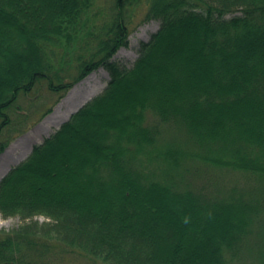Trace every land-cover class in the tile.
<instances>
[{
  "label": "trees",
  "instance_id": "trees-1",
  "mask_svg": "<svg viewBox=\"0 0 264 264\" xmlns=\"http://www.w3.org/2000/svg\"><path fill=\"white\" fill-rule=\"evenodd\" d=\"M0 0V153L109 79L0 180V264H264V0ZM159 27L129 68L134 14ZM19 162V163H21ZM36 216L48 220L40 221Z\"/></svg>",
  "mask_w": 264,
  "mask_h": 264
},
{
  "label": "rangeland",
  "instance_id": "rangeland-1",
  "mask_svg": "<svg viewBox=\"0 0 264 264\" xmlns=\"http://www.w3.org/2000/svg\"><path fill=\"white\" fill-rule=\"evenodd\" d=\"M111 1L97 0L96 5L98 8H105ZM145 7V4L141 5L134 14L129 26L128 43L126 46L120 47L113 57L118 64H122L127 68L131 67L138 57L141 43L146 42L159 27L158 20L154 18L144 19ZM108 79L109 74L103 68H97L90 72L67 90L53 106L50 113L34 124L28 131L13 139L0 153V180L11 168L18 164L5 193L4 209L9 202V195L17 182V178L21 174V161L30 154L35 145L51 136L79 108L102 93ZM55 111L58 112V118L53 117ZM35 218L40 221L48 220L44 216H36ZM0 221H4L3 226H0V231L5 232L16 228L22 223L19 216L8 214L5 210H0ZM48 261L50 264H101L99 261H93L86 256L74 254L67 250H59ZM41 264H45L44 261Z\"/></svg>",
  "mask_w": 264,
  "mask_h": 264
},
{
  "label": "bare ground",
  "instance_id": "bare-ground-1",
  "mask_svg": "<svg viewBox=\"0 0 264 264\" xmlns=\"http://www.w3.org/2000/svg\"><path fill=\"white\" fill-rule=\"evenodd\" d=\"M91 90H92V89H91ZM89 91H90V89H89ZM85 93H86V91H85ZM87 94H88V90H87ZM53 117L58 118V112L55 111V112L53 113Z\"/></svg>",
  "mask_w": 264,
  "mask_h": 264
},
{
  "label": "clouds",
  "instance_id": "clouds-1",
  "mask_svg": "<svg viewBox=\"0 0 264 264\" xmlns=\"http://www.w3.org/2000/svg\"><path fill=\"white\" fill-rule=\"evenodd\" d=\"M3 224H4V221H0V226H3Z\"/></svg>",
  "mask_w": 264,
  "mask_h": 264
}]
</instances>
